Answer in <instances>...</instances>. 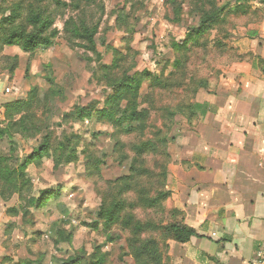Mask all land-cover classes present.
<instances>
[{
  "label": "rangeland",
  "instance_id": "374dc122",
  "mask_svg": "<svg viewBox=\"0 0 264 264\" xmlns=\"http://www.w3.org/2000/svg\"><path fill=\"white\" fill-rule=\"evenodd\" d=\"M261 1L0 0V127L8 128L14 141L0 143V168L15 175L16 189L21 182L15 170L41 144L50 146L41 161L28 164L25 179L32 186L24 187L22 195L14 193L15 188L3 192L0 181V264H138L132 251L138 244L133 243V224L145 217L166 151L158 143L145 152L136 147L158 142L157 131L167 125L161 110L186 97L189 84L192 88L194 80L207 78L223 58L227 51L217 53L216 48L219 39L226 45L229 40V25L235 20L229 12L237 6L261 7ZM18 7L17 29L25 33L36 28L29 23L34 15L52 22L47 34L53 37V47L25 53L5 45L10 25L2 19ZM217 12L224 21L198 43H187L201 19ZM178 43L185 48L176 49ZM125 75L143 80L139 109L148 118L134 123V132L127 134L96 119L78 122L72 116L86 107L102 109L114 83ZM176 78L185 84H170L172 94L154 82ZM17 103L19 110L11 106ZM21 125L36 130L25 136ZM11 147H16L15 153ZM71 154L70 163L56 166L55 159ZM44 192L57 196L33 206ZM117 203L122 205L120 218L109 230L98 211ZM95 222L98 229L92 227ZM108 235L115 239L112 244Z\"/></svg>",
  "mask_w": 264,
  "mask_h": 264
},
{
  "label": "crops",
  "instance_id": "0c3cea01",
  "mask_svg": "<svg viewBox=\"0 0 264 264\" xmlns=\"http://www.w3.org/2000/svg\"><path fill=\"white\" fill-rule=\"evenodd\" d=\"M263 6L230 31L169 133L166 206L198 236L167 240L162 264H251L264 244Z\"/></svg>",
  "mask_w": 264,
  "mask_h": 264
},
{
  "label": "trees",
  "instance_id": "16d2710c",
  "mask_svg": "<svg viewBox=\"0 0 264 264\" xmlns=\"http://www.w3.org/2000/svg\"><path fill=\"white\" fill-rule=\"evenodd\" d=\"M262 4H264V0L261 1ZM248 6V7H247ZM247 6H237L235 11L229 12V17L235 18V20L231 21V24L229 25L231 29L236 27L238 24H240L241 19L243 17L250 15L252 13L253 6L250 8L249 5ZM251 9V10H250ZM20 7L17 8L16 12L5 19H2L7 25H10L7 39L5 41V45L7 47H20L25 53H32L38 50L39 48H45L49 49L55 45L53 37L49 36L47 34L48 29L52 26V22L48 19H43V17L40 14L34 15L29 19V23H31L35 29L34 31L30 33H25L21 29H17L16 22L18 19H20L19 15ZM225 11V10H224ZM223 11V13H224ZM254 12V11H253ZM231 14V15H230ZM228 17V18H229ZM220 18V20H219ZM227 18V19H228ZM219 20V21H218ZM224 21V15H218V12L215 13V15H211L208 18L201 19L198 28L196 31H194V38L190 41L188 40L187 43H198L199 39L208 33H210L215 26L219 25L221 22ZM226 24V23H225ZM229 24V23H228ZM216 28V27H215ZM225 28V27H224ZM224 34L226 37L229 36L227 28H225ZM93 37L94 35L89 36V41L91 44H93ZM217 48L216 52L221 53L223 52L224 48H226V44L223 42V40L219 39L217 41ZM94 46V45H93ZM176 49L179 48H185V45L181 46L179 43L174 45ZM94 54H97L96 48L94 46L93 49ZM179 79L176 78L174 80H169L166 83H162V81H158V79H155L154 82H158L164 86L166 92L172 94L173 92L170 91L172 86L170 84H175V88L177 85L185 84V82L178 81ZM176 82V83H175ZM206 80L200 79V80H194L193 81V87L191 88V83H187L190 86V91L187 92V96L183 97L178 103L175 104V106H170L168 108H164L161 110V113H163L164 117H161L164 121H167V125L163 127L164 130L160 128L159 131H157V135H159L158 142H151L145 141L146 143L143 144L141 147H136L137 151L139 149H142L143 152H145V148L150 150H153L155 148V145H158L165 150V154L163 155V159L160 161L158 165L159 173L158 178H155L158 182V188L156 187L154 191V195L152 196L151 201L148 203V205L145 206V217L143 220L135 221L133 224V235L134 240L133 243L137 244L136 250L133 249V258H135L136 263L138 264H162L161 256L164 251H166L169 247L167 245V240L173 239L178 243H187L189 242L193 237H197V232L189 228L181 222H176L177 215L175 214V211L173 209H169L166 206V202L170 198V192L167 190V179H168V165L170 163V156L168 153V144H169V133L172 129V126L175 124V119L177 116H189L192 109V103L191 100L194 97V95L199 91L201 87H204ZM169 84V85H167ZM143 86V80L138 76H130L125 75L121 80L117 81L113 85L112 94H110L106 101L104 102V107L102 109H95L94 107H86L77 113H74L72 116L76 118L78 122H85L87 120L96 119L98 121H106L110 123L111 125L115 126L118 129H123L125 133L131 134L134 132V123H137L139 121L143 122L145 121L148 116H144V111H141L139 109V98H140V92L141 88ZM173 88V89H175ZM178 92L179 93H183ZM186 94V93H184ZM129 100L126 107H123V103ZM21 103L13 104L11 105L13 108H16L19 110ZM28 104V102L26 103ZM11 106H7V110L11 108ZM153 109L155 110L154 106ZM152 109V110H153ZM2 117L0 114V125H2ZM26 123V122H25ZM21 124V123H20ZM25 125V124H24ZM21 125L20 131L25 136L28 135V133H32V131L36 130L33 129L31 132H29V127ZM13 126H16L13 124ZM12 136L8 130V128H2L0 127V143L3 140L10 139L11 142ZM14 142V141H13ZM10 144V142L8 141ZM63 146V145H62ZM49 143L41 144L39 147L34 149L32 154L28 157V161L18 167L15 171L18 174V178L20 179L19 188L16 189V177L13 173L9 172L6 169L0 168V181L4 182L3 192L7 193L8 190L11 192H14L15 188L17 191L14 193H18L20 195L23 194L24 187H31V182L29 180H26V171L28 164H33L34 162H38L39 160L43 158L44 154L48 153L49 151ZM15 148V149H14ZM66 146H63V149L61 150V153L64 154ZM144 148V149H143ZM16 147H11V152H16ZM141 150V151H142ZM62 154L60 156H62ZM73 159L72 154L69 155L66 159H62V157H59L57 160L55 159L56 166H59L62 164V161L67 160V162H71ZM2 157L0 156V163L4 161H1ZM61 160V161H59ZM1 167V166H0ZM149 169H151L149 167ZM23 188V189H22ZM22 189V190H21ZM14 190V191H13ZM148 193V189H145ZM146 193V194H147ZM56 194L50 193V192H44L43 196L36 201L33 202V206L41 207L45 205L52 197ZM4 196V195H2ZM57 196V195H56ZM151 196V194H150ZM125 210L128 209L127 206H123ZM122 211V205L117 203L110 207V209H106L105 211H98V216L100 219H104V226L110 230L112 228L117 220H119L120 216L119 214ZM132 221H128V227H132ZM127 225V224H125ZM95 229H98V223H93V226ZM140 228V229H139ZM135 230H140L139 232H135ZM112 233V231H111ZM140 238H143V246L139 242L141 241ZM137 240V241H136ZM115 239L111 236H107V242L113 243ZM145 261V262H144ZM159 261V262H156ZM103 262V261H102ZM142 262V263H141ZM24 264H43L42 260L37 261H27ZM66 264H79L77 261H70Z\"/></svg>",
  "mask_w": 264,
  "mask_h": 264
},
{
  "label": "built area",
  "instance_id": "2783aa9c",
  "mask_svg": "<svg viewBox=\"0 0 264 264\" xmlns=\"http://www.w3.org/2000/svg\"><path fill=\"white\" fill-rule=\"evenodd\" d=\"M251 264H264V244L257 250L256 257Z\"/></svg>",
  "mask_w": 264,
  "mask_h": 264
}]
</instances>
